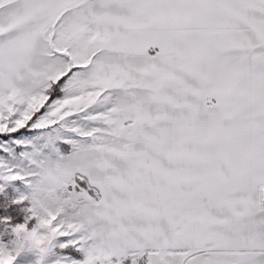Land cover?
<instances>
[{
  "label": "snow or ice",
  "instance_id": "obj_1",
  "mask_svg": "<svg viewBox=\"0 0 264 264\" xmlns=\"http://www.w3.org/2000/svg\"><path fill=\"white\" fill-rule=\"evenodd\" d=\"M14 182L36 264H264V0H0Z\"/></svg>",
  "mask_w": 264,
  "mask_h": 264
},
{
  "label": "clouds",
  "instance_id": "obj_2",
  "mask_svg": "<svg viewBox=\"0 0 264 264\" xmlns=\"http://www.w3.org/2000/svg\"><path fill=\"white\" fill-rule=\"evenodd\" d=\"M37 214L41 216V221L34 226L33 231H25L23 226L12 228L10 224L3 223L4 232L11 238L6 244L0 245V264H12L17 256L25 251L36 253L38 259L50 251L56 233L47 227L43 212L33 213V215Z\"/></svg>",
  "mask_w": 264,
  "mask_h": 264
},
{
  "label": "trees",
  "instance_id": "obj_3",
  "mask_svg": "<svg viewBox=\"0 0 264 264\" xmlns=\"http://www.w3.org/2000/svg\"><path fill=\"white\" fill-rule=\"evenodd\" d=\"M3 199H4V209L3 212H0V218L2 217H7L11 215V221L10 224L14 225L17 223H24L26 220V216L28 215L23 209L28 206V202L25 201L24 204L22 205H13L12 200L19 199L15 195V190L12 187H8L3 194ZM9 209H14V212H9ZM36 223L35 220H32L31 222L28 223V227L31 228L34 226ZM0 238L4 242H8V240L11 238V236L8 233L4 232V225L0 224ZM69 255H74L75 258L79 259L81 258L78 254L74 252H69Z\"/></svg>",
  "mask_w": 264,
  "mask_h": 264
},
{
  "label": "rangeland",
  "instance_id": "obj_4",
  "mask_svg": "<svg viewBox=\"0 0 264 264\" xmlns=\"http://www.w3.org/2000/svg\"><path fill=\"white\" fill-rule=\"evenodd\" d=\"M10 187H12L15 190V195L18 198H20V196L27 195L30 192L28 186L23 182H14V184L10 185ZM63 239L64 238H60L61 242H63ZM0 240L2 239L0 238ZM37 259L38 257L36 253L25 251L22 252L19 256H17V258L14 261V264H35Z\"/></svg>",
  "mask_w": 264,
  "mask_h": 264
}]
</instances>
